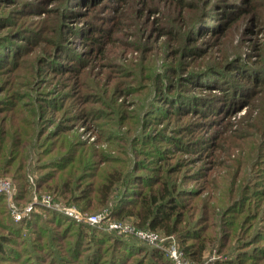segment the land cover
Instances as JSON below:
<instances>
[{"label": "rangeland", "instance_id": "rangeland-1", "mask_svg": "<svg viewBox=\"0 0 264 264\" xmlns=\"http://www.w3.org/2000/svg\"><path fill=\"white\" fill-rule=\"evenodd\" d=\"M234 3L246 12L227 30L219 28ZM0 54V101L14 90L9 106L16 107L0 119L3 135L18 128L27 139L42 142L44 150L60 152L64 140L61 152L104 153L106 161L93 176L77 181L81 190L89 182L93 190L108 174L117 178L107 204L86 211L40 191L38 171L28 172L26 201L19 205L18 181L0 178L10 184L6 209L15 221L11 203L24 212L30 206L22 218L27 219L23 237H16L11 258L0 264H48L49 238L63 232L73 236L78 228L88 238L72 252L75 257L66 254L70 239L62 247L55 244L58 261L84 264L92 252L89 264H221L226 257L217 241L197 257L199 262L174 235L157 231L155 243L136 237V231L149 229L136 225L135 214L113 216L118 206L132 202L128 209L137 210L136 201L152 193L147 184L161 179L177 178L183 203L198 193L199 207L205 208L200 217L209 221L202 226L212 225L214 237L223 221L229 228L227 210L242 218L255 214L256 232L264 234V0H0ZM234 61L251 76L241 75L243 68L239 75L230 69ZM215 70L217 83L208 80ZM173 104L178 111H171ZM68 143L71 149L64 148ZM241 192L250 194L246 202ZM3 210L0 205V222L11 229ZM92 215H100L96 223ZM172 246L184 254L181 261ZM242 248L250 253L233 247L228 261L248 260L264 251V242ZM38 255L43 261L34 263Z\"/></svg>", "mask_w": 264, "mask_h": 264}, {"label": "trees", "instance_id": "trees-1", "mask_svg": "<svg viewBox=\"0 0 264 264\" xmlns=\"http://www.w3.org/2000/svg\"><path fill=\"white\" fill-rule=\"evenodd\" d=\"M234 4L235 5L230 7V10H233L232 13L222 14L218 22V24L221 23L219 24V28H222L223 26L225 30H227L228 25L231 26L238 22V20H240L242 15L246 12L240 3ZM254 8L257 9V6L254 5ZM231 66L232 67L230 69L236 70L238 73L237 75L241 74L242 72L241 75L244 74L248 77L251 76L249 70L243 65H237L236 61H234ZM242 68L245 70H239ZM232 74L235 75L234 73ZM220 79L221 78L216 70L213 71L211 76L208 78L209 81L215 80L216 83L220 81ZM229 83L234 84L233 81H229ZM162 89L164 88H161L160 90ZM13 91L8 94L5 102L0 101V115H4V117L0 119H4L9 113L10 115L14 114L16 107L9 106L11 105L9 100L14 96ZM0 92H2V90H0ZM163 101L168 105L173 103L171 100ZM172 107H174V109H171V111H178V108H176L175 104H173ZM209 109L210 107H207V110ZM18 111L20 113L19 108ZM24 136V131L19 130L18 128H15L11 135H5V133L3 135V129L0 126V178L11 175L14 181H18V189L21 190V196L18 192L15 197L18 205L19 203L21 204L20 200L26 201V198L23 196H25L27 194L26 191H28L29 171H38L37 185L40 191L45 190L53 192L57 199L68 203H74L82 210L86 211L87 209L92 210L93 208H102L107 204L105 200L110 196L109 192L111 193V190L114 188V182L117 179L116 176L108 174L104 182H101L99 186L96 184L93 190H88L93 185L91 182L86 185L87 187L85 186L86 188H83L84 190H81L82 188H80L77 184V181L82 183V181H85L87 178L93 176L96 166L101 164L103 161H106V159H103L106 157L104 153L100 156H96L97 154H95V152H61V148H63V144L65 143L64 140H61L58 146L60 152H51L50 147L47 148L48 150H44V144H42V142H34L35 140H33L32 136H30V139H27L29 138L28 135L25 137ZM64 148L71 149L72 145L68 143V146L65 145ZM34 149H37L38 152H34ZM33 152L36 153L35 156L31 155ZM120 173L121 171L118 172L117 176L121 175ZM161 181L162 183H159V180H153L147 184L146 187H150L148 193H152L148 197L146 196L145 198L144 196V199L143 197H140L136 201L137 210L134 211L133 208L128 209V207L133 205L132 202L128 207L118 206L113 216L117 219H122L133 217V214H135L136 217L140 219L139 221L136 219L134 220L136 221L135 223L138 227L152 231L156 230V232L158 231L168 237L174 235L181 248L184 249L185 253L189 255L190 258H194L193 260L195 261L200 262L201 259L198 260L197 257L203 258V254L206 252L207 248L210 245H214V243L217 241L219 243V253L226 257L224 261L221 260V264H264V251L257 255H251L246 261L244 258H240L238 256H236V260L228 261V257L232 254L231 251L233 247H238L242 251L244 249L242 247H249L250 245H255V243L260 241L264 242V234L261 235L260 233L256 232V226H254V221L257 218L255 214L247 212L245 213L247 215L242 218L238 217L239 215H231L232 211L227 210L225 216H230L227 222L229 228L228 230L224 229L226 222L223 221L221 223L222 230H216V236L214 237V234L209 231L212 225L205 224V226H202L203 223H208L209 221H207L206 216L200 217L199 213H203L205 208L199 207L197 202L199 197L198 193L192 196V200L183 203L180 199L182 198V195L185 194L180 193V182H177V178H175L173 181H165L162 179L160 182ZM157 184H160L161 186L158 187ZM196 192L199 191H195V193ZM99 194L104 196L101 201L98 200ZM239 195L242 199L241 202H246L247 199H249L247 197H249L250 194H243V192H241ZM231 198L233 197H230V199ZM0 205L4 207L5 210H3V212L8 213L10 216L8 218L11 220V224H9L11 229H8L3 221L0 222V229L6 230L5 233H0V260H9L11 258V255L9 254V248L13 245V243H15L14 241H16V237H23L21 234L23 231L22 226L24 223H26L27 219L25 218L21 221H15L13 219L8 208L6 209V195L4 193H0ZM239 212L243 213L244 210ZM54 217L55 218L53 220L56 221L58 216ZM212 217L213 216L210 215V218ZM8 218L6 217V219ZM77 231L78 233L73 236H68L67 232H63L60 234H55V236H51L49 238L47 244L52 250L51 252L48 250V255L50 256L48 264H57V262H59L58 264H67V261H65L64 258L63 260L59 259L58 261V259L55 257V255L58 254V251L56 248L54 249L55 244H57L59 247H62L61 245L66 239H70L69 241H66L65 244V246L70 244V246L67 247L69 251H67L66 254L75 257L72 252H74V250L77 248V245L82 238H88L87 232H85L83 229L78 228ZM82 235L85 236L82 237ZM74 237H77V239L75 238L73 242L72 239ZM112 237L113 236L110 238ZM114 237V240L121 239L120 235H114ZM102 240L103 239L101 238V241ZM114 248V244H112L108 250L110 251V256L107 258L110 260L113 257L112 251ZM76 252L79 254L78 250H76ZM91 253L92 252L87 254L86 257L91 259L93 257ZM249 253V251L241 252V254ZM181 254L183 258L184 254L182 252ZM103 258H106V255H103L101 260ZM89 259L84 260V264H89ZM40 261H43V258L42 256L38 255V258L34 263H38ZM110 264H112V261Z\"/></svg>", "mask_w": 264, "mask_h": 264}, {"label": "built area", "instance_id": "built-area-1", "mask_svg": "<svg viewBox=\"0 0 264 264\" xmlns=\"http://www.w3.org/2000/svg\"><path fill=\"white\" fill-rule=\"evenodd\" d=\"M1 192L5 193L7 195H11V194H8V193H10V184H9L8 181L0 180V193ZM11 206H12L11 212L13 213L14 218L17 221L22 220V218L24 217V214L27 212V210H30V206H29L28 208L25 209V212L21 211V209H19L17 207L16 203L15 204L11 203L10 207ZM65 212L67 214L73 216V217L78 218V219L80 217V216L77 215V212L72 210V209L65 208ZM99 218H100V215L99 216L92 215L90 220L92 221V223H96ZM112 226H114L115 228H118V230L121 231V232L127 231L126 227L123 226L122 224L114 223V224H112ZM135 235H136V237L140 238L141 240H144V241H147V242H150V243H155L158 240V237H159L158 233L155 232V231H152V230H138V231H136ZM173 249H174V251H173L172 255H174V257L178 261H181L183 259L181 252L176 251L177 249H175V246H172V250Z\"/></svg>", "mask_w": 264, "mask_h": 264}]
</instances>
